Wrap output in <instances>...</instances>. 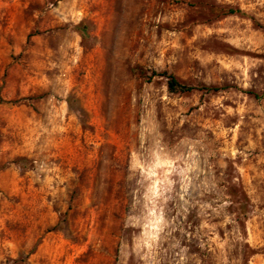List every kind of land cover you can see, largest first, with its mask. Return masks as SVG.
Listing matches in <instances>:
<instances>
[{"label":"rangeland","instance_id":"obj_1","mask_svg":"<svg viewBox=\"0 0 264 264\" xmlns=\"http://www.w3.org/2000/svg\"><path fill=\"white\" fill-rule=\"evenodd\" d=\"M263 92L264 0H0V264H264Z\"/></svg>","mask_w":264,"mask_h":264},{"label":"trees","instance_id":"obj_2","mask_svg":"<svg viewBox=\"0 0 264 264\" xmlns=\"http://www.w3.org/2000/svg\"><path fill=\"white\" fill-rule=\"evenodd\" d=\"M215 12H217L221 16L226 15H233V14H240L241 11L238 9L228 8V9H216ZM79 31L81 32V36L84 37L86 34V26L81 25L78 27ZM164 76H166L167 79V89L169 92L172 93H190L194 90H204L208 92H216L221 90V87L218 86H204L199 85L197 87H193L191 85H188L182 81H180L176 76L172 74L163 73ZM264 96V92L262 93Z\"/></svg>","mask_w":264,"mask_h":264}]
</instances>
